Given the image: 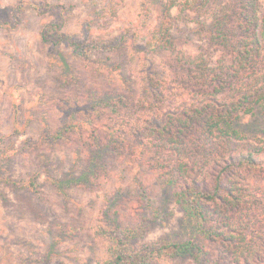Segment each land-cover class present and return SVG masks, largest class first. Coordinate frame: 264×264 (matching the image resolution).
Returning <instances> with one entry per match:
<instances>
[{"label":"rangeland","instance_id":"1","mask_svg":"<svg viewBox=\"0 0 264 264\" xmlns=\"http://www.w3.org/2000/svg\"><path fill=\"white\" fill-rule=\"evenodd\" d=\"M223 1L225 8L213 3L201 9H172L174 51L147 57L126 43L115 50L75 57L67 47L54 48L40 37L42 25L58 16V5L66 7L67 32L81 39L106 40L128 29L141 37L142 30L162 19L161 3H151L145 11V0H123L114 16L100 17L101 0H0V17L11 22L14 7L22 6L15 26H0V264H100L108 256L109 245L100 231L105 227L103 211L118 190L124 193L116 205L121 227L147 222L151 215L138 195V182L158 205L164 195L165 172L173 170L178 161L169 144L157 147L155 131L143 143H135L130 124L122 119L125 114L141 124L155 117L168 118L167 134L179 132L187 159L192 161L187 176L199 167L200 173H207L219 155L251 146L260 147L264 157L259 107L263 99L254 105V114L238 112L243 138L225 140L220 134L210 135L199 119L190 124L204 102L202 93L215 90L217 98L229 103L247 79L254 81L245 68L235 73V46L245 26L243 2ZM39 4L51 9L38 10ZM215 14L223 17L229 33L226 45L216 41L206 27L200 29V22H212ZM257 15L264 16V0H259ZM188 59L194 63L204 59L214 71L202 77L190 65L189 72L184 63ZM257 64L258 72L264 73V57ZM149 72L163 73L168 80L169 97L160 105V113L137 102ZM94 96L122 98L129 108L120 107L118 115L109 107H92ZM71 116L74 125L55 137ZM119 128L117 139H126L119 153H106L99 162L104 166L96 168L87 181H69L88 169L96 152L94 137L105 145L111 132ZM183 179H178V187ZM33 180L34 189L29 186ZM234 180L244 198L238 196L230 208L209 204L208 224L218 223L220 231L240 228L234 233L239 243L198 235L195 241L205 252L200 263L191 256H164L148 264H264V170H242ZM162 214L151 221L136 244L160 238L191 239L174 203ZM250 245L255 252L250 258L234 259Z\"/></svg>","mask_w":264,"mask_h":264},{"label":"trees","instance_id":"2","mask_svg":"<svg viewBox=\"0 0 264 264\" xmlns=\"http://www.w3.org/2000/svg\"><path fill=\"white\" fill-rule=\"evenodd\" d=\"M122 1L101 0L97 11L98 16H114ZM145 2H147L144 7L145 11L149 10L151 3H161L163 17L152 28L142 30L144 34L141 37H138L133 30L128 29L121 32L120 35H115L106 40L104 38H78L65 30V5H58L57 7L60 8L58 16L42 25L40 37L43 42L54 48L67 47L71 55L75 57H88L92 52L115 50L126 43H129L134 50L148 57L167 50L174 51L175 41L171 28L174 19L172 9L175 6H181L186 9H201L217 3L219 7L225 8L223 0H145ZM242 2L241 10L243 13L241 17L245 26L242 28V38L235 46V73H240L241 69L245 68V71H249L250 77L254 75V81L252 83L247 79L240 86L239 94L229 103L217 98L215 90L202 93L201 101L204 102L195 111L196 118L189 119L190 124L195 123L194 121L199 119L201 126L210 135L217 133L225 140H237L244 137L245 134L241 127V115L238 112L243 111V114H254V105L258 104L262 99L264 100V73L258 72L257 64L264 57V16L259 18L257 15L259 0H242ZM21 8L22 6L14 7L13 15L16 21L11 22L0 17V26H15L19 21ZM36 8L41 11L51 9L49 7L44 8L41 4L37 5ZM200 23L202 25L200 29H204L203 26L206 27L216 41L224 45L228 43L229 33L222 16L215 14L212 22L202 21ZM199 60V63H194L193 59L184 60V63L189 65V72L193 66L200 70L202 77H206L209 72L214 71V68H211L204 59ZM190 65H192L191 68ZM258 75L259 79L257 80ZM167 82L168 80L163 73L149 72L144 78V84L137 102L142 107L155 108V112L160 113V105L169 97L166 91ZM92 101L94 102L92 107H109L112 113L118 115H120V107L129 108L128 104H126L127 102L122 98L94 96ZM259 105L260 114L264 121V103ZM155 118V120L149 122L150 124H146V122L141 124L138 119L133 118L129 114L122 116V119L126 120V124H130V131L135 134V143H143L142 139L150 136L155 131L158 139L157 147L163 148L169 144L178 164L173 170L168 169L165 172L162 180L164 195L158 205L154 204V200H151L144 187L138 182V195L151 215L150 218L146 219L147 222L135 227L122 228L118 220L116 205L124 193L118 190L107 200L106 208L103 211L105 227L101 228L100 231L102 235H106L109 241L108 256L100 264H148L151 259L164 256H191L196 259L197 263H200L205 256V252L195 241L198 235L209 239H226L231 244L232 241L239 243L234 233L240 228L226 227L225 230L220 231L218 223L216 225L208 224L211 217L208 205L222 203L227 208H230L231 201L240 196L234 180L238 172L256 168L264 170V157L261 155L262 149L251 146L240 152L219 155L218 161L207 173H200L202 169L199 167L193 174L187 176L186 172L189 168H192V161L187 159L186 147L178 136L179 132L167 134L169 119L160 120L159 117ZM74 119L75 117L71 116L69 122H65L63 127L57 130L55 137L58 138L63 132L68 131L74 125V122H72ZM115 123H113L114 126ZM120 125H123L122 122ZM182 127L186 126L183 125ZM119 131H121L120 128L111 132L109 142L105 145H100L99 139L94 137V141L97 143L96 152L91 157L88 169L75 180L69 181H87L88 177L95 173L96 168L104 166L101 163L104 161L106 153H119L120 148L126 141L124 137L120 140L117 139L116 135ZM120 133L123 134V132ZM261 134L264 143V128ZM99 162L101 163L99 164ZM182 177H185V179L178 187V179L182 180ZM29 186L34 189V180L29 183ZM239 198H244V196L241 194ZM171 203H174L182 212L186 233L191 239L171 241L166 238H160L153 242L136 244V241L143 238L147 233L151 226V221L161 217L162 213L166 211L167 205L169 206ZM252 253H255L253 246H245L240 253H236L234 259L244 257V255L246 258H250Z\"/></svg>","mask_w":264,"mask_h":264}]
</instances>
